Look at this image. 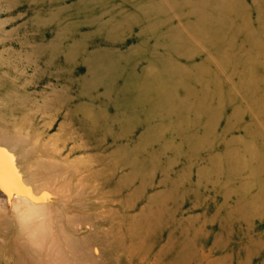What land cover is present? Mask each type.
Wrapping results in <instances>:
<instances>
[{"label":"rangeland","instance_id":"obj_1","mask_svg":"<svg viewBox=\"0 0 264 264\" xmlns=\"http://www.w3.org/2000/svg\"><path fill=\"white\" fill-rule=\"evenodd\" d=\"M0 145L69 262L264 264V0H0Z\"/></svg>","mask_w":264,"mask_h":264},{"label":"bare ground","instance_id":"obj_2","mask_svg":"<svg viewBox=\"0 0 264 264\" xmlns=\"http://www.w3.org/2000/svg\"><path fill=\"white\" fill-rule=\"evenodd\" d=\"M0 151L5 154L3 156L2 172L4 186L0 190V199H2L0 200V264H88L82 258H79L77 263L67 260L64 249L65 241L62 240L56 228V217L57 215L60 216V210L62 209L58 210L59 208L56 206L67 201V197H65L67 193L64 195V190H62V186L67 184L59 183L54 186L45 182L38 185L34 179L36 176L34 172L29 180L26 179L27 177L25 178L18 167L12 150L10 151L0 145ZM70 153L72 152L70 151ZM58 167L60 166L58 165ZM73 181H75V177ZM74 198L76 197L74 196ZM71 224L70 230L80 236L89 223L87 224L83 220H76L72 221ZM77 239L80 242V239ZM81 251L78 250L75 254H85ZM92 253L94 256H98L99 249L94 247ZM92 253L87 252V254H91L93 263H96L97 260ZM25 254L30 256L28 262Z\"/></svg>","mask_w":264,"mask_h":264},{"label":"snow or ice","instance_id":"obj_3","mask_svg":"<svg viewBox=\"0 0 264 264\" xmlns=\"http://www.w3.org/2000/svg\"><path fill=\"white\" fill-rule=\"evenodd\" d=\"M5 154L2 152V151H0V190H2L3 189V177H2V172H3V156H4ZM9 159H11V158H9Z\"/></svg>","mask_w":264,"mask_h":264}]
</instances>
